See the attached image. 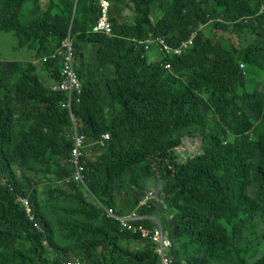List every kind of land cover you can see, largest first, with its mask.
<instances>
[{
    "label": "trees",
    "instance_id": "trees-1",
    "mask_svg": "<svg viewBox=\"0 0 264 264\" xmlns=\"http://www.w3.org/2000/svg\"><path fill=\"white\" fill-rule=\"evenodd\" d=\"M263 1L164 0L152 21V0H112L113 33L106 34L93 31L101 15L99 0H47L29 21L21 20L22 10L39 0H0V33H13L17 47L50 54L66 35L72 39L81 83L72 114L86 144L90 139L100 151L95 158L84 157L85 187L70 179L72 143L65 134L70 119L61 107L66 94L50 87L61 80L58 59L48 58L42 67L30 60L15 62L10 70L14 90L0 77V264H161L155 244L122 230L85 198L84 190L119 214L127 207L117 204L125 193L129 209L157 218L172 240L171 264H264V99L242 89L241 78L244 64L264 80ZM210 20L215 29L226 30L230 23L240 34L251 29L254 39L230 48L206 38L200 25ZM194 32L192 45L162 58L161 65L151 61L144 43L133 40L158 36L177 46ZM84 43L96 46L90 68L82 66ZM166 60L171 68L164 66ZM40 69L48 71L46 80ZM187 74L191 77L184 80ZM103 103L113 108L112 119ZM206 103L213 123L203 109ZM193 129L201 144L186 160L177 148L181 135ZM257 154L262 181L253 195L249 187ZM13 164L66 177L69 193L64 195L81 206L78 214L96 221L67 219L62 227L68 235L62 238L72 242L58 244L36 190L22 188ZM159 182L170 189L162 204L154 189ZM116 184L120 193L114 191ZM149 192L158 200L141 205ZM22 198L29 201L38 227L28 220ZM144 224L153 226L147 219ZM130 239L149 243L139 251L126 250L123 244ZM254 247L261 252L252 258Z\"/></svg>",
    "mask_w": 264,
    "mask_h": 264
},
{
    "label": "rangeland",
    "instance_id": "rangeland-1",
    "mask_svg": "<svg viewBox=\"0 0 264 264\" xmlns=\"http://www.w3.org/2000/svg\"><path fill=\"white\" fill-rule=\"evenodd\" d=\"M164 0H152L151 3V20L156 21L158 16H160V6L161 3ZM110 3H112V0H110ZM261 11L264 12V1H263V6H261ZM127 19L131 16H125ZM213 20L208 21L207 23H202L200 25L201 30L203 31L204 35L206 38H210L211 40H221V42L225 43V46L227 47H232L233 45L237 46H242L244 43H250L253 41V35L251 33V29L248 30L245 29L242 34L237 33L234 31L233 24L230 23L228 24V28L226 30H223L221 28L215 29L213 26ZM255 24H257V21H255ZM113 25V24H112ZM259 30L261 33L264 35V25L259 26ZM193 37L195 36V32L192 34ZM241 35V36H240ZM72 42V39H71ZM16 37L11 33V32H1L0 33V77L3 78V80L9 85L10 89L14 90V84L13 80H11V75H10V70L12 65L15 64V62H19L18 59H11L13 57H22L20 55L21 51H19L20 48H16ZM54 45V44H53ZM58 45H54L53 48ZM33 51V50H31ZM149 55L151 56V61L154 63H159L162 58H165V55L161 52L157 44H152L149 49ZM33 56H37L36 59H31L30 61L34 64H39L40 67L41 65H45L46 60L45 56L49 55L48 53L46 54H38L34 55L32 52ZM74 55V53H73ZM11 57V58H10ZM58 59V57H56ZM58 61V60H57ZM57 61L55 60L56 64ZM60 63V61H59ZM161 65V62H160ZM38 66V65H37ZM44 67V66H43ZM75 67V62L73 58V69L76 72ZM243 71L241 73V78L246 82L243 84L242 89L244 88L247 91H255L257 95L261 98L264 99V80L263 78H259L256 76L254 69H248L244 64H243ZM40 73L41 78L44 80L48 76V71H43ZM107 74L110 76V69H107ZM82 74H81V79H82ZM191 77V74H187L184 76V80H188ZM54 81L51 82L50 87L54 85ZM241 89V93H242ZM204 95L206 96V92H203ZM106 104L103 103V107L105 108V113L109 119H112L113 116H115V112L113 108L110 105L105 106ZM244 110H246L249 115L255 119L259 120L260 115L253 113L246 105H243ZM204 111L207 114V117L211 123H213L214 115L213 113L209 110V105L206 103L204 106ZM69 131V128L66 129L65 134H67ZM181 146L177 148V152L179 156H182L184 159H189L193 155H195L198 150L199 146L201 144V136L199 133L193 129V132H185L181 135ZM102 144V143H101ZM86 157L87 158H95L97 155L100 154V151L97 152L95 149V144L89 139V142L87 143L86 149H85ZM253 169L251 171L252 174V182L249 187V192L251 194H255L260 186V183L262 181L261 175L258 171L259 166L261 165L260 163V157L257 154L253 159ZM13 169L14 172L22 186L25 190L29 188H34L36 190V197L38 200L39 204V209L40 212H42L47 218L53 228L54 231V237L58 244L63 245V244H71L72 241L69 239H63L62 236L68 235L66 227H62V224L66 222L67 219H78L82 221H96L90 219L88 216L84 214H78L77 210L81 206L76 205L75 203L71 202L63 192H68L66 188V182L64 178L58 179L56 175L49 174V175H44L40 173H34L31 171H27V169L21 167L19 164H13ZM158 187H154L158 191V196H160V201L161 204L163 203L162 200L166 198L167 195L170 194V189L167 185H164L163 183L159 182ZM114 191L117 193H120L121 190L119 188V185L116 184ZM83 194L85 198L92 204H94L97 208H99L100 204L96 201L95 197L91 195L87 190L83 191ZM126 197H128L125 193L120 194V197L118 199V205L126 206L124 211V214L120 215H127L129 212L132 210L129 209L128 204L131 202V199L127 201ZM74 218V219H73ZM127 242H124V247L126 250H131V251H139L142 250L149 242L147 240H126ZM150 241V240H149ZM238 243L241 244V239H238ZM156 249V248H155ZM261 250L259 247H254L252 250V258L256 257L258 253H260ZM173 254V253H172ZM172 256V255H171ZM174 258V255L172 256Z\"/></svg>",
    "mask_w": 264,
    "mask_h": 264
},
{
    "label": "built area",
    "instance_id": "built-area-1",
    "mask_svg": "<svg viewBox=\"0 0 264 264\" xmlns=\"http://www.w3.org/2000/svg\"><path fill=\"white\" fill-rule=\"evenodd\" d=\"M100 8V18L93 26V31H98L106 34L113 33V25L110 21V0H99ZM134 41L144 43L146 49H150L151 44H157L161 52L165 57L169 58L174 55H179L185 52L193 43V36L187 40H183L177 46H171L165 41L164 37H149L147 39L133 38ZM60 61V76L61 80L58 84H54L51 89L62 91L66 94V100L61 103V107L65 109L69 115L70 126L66 137L71 140L72 147L70 149V156L68 159V165L71 169L70 179L74 182L81 184L85 187L84 182V170L86 161L85 149H86V135L80 131V124L77 119L72 114V104L73 101H78L79 94L81 93V83L77 73L73 69V51L72 43L69 35H66L58 47H56L49 55L45 56V59L54 58ZM166 68H171V63L166 60L164 62ZM104 139H108L109 135H103ZM64 180L67 182L68 179L65 177ZM157 197L153 192H149L146 197L140 202L141 205L145 204L148 199ZM22 203L27 218L33 223L35 227H38L34 221V215L31 211L30 203L27 198L20 199ZM104 211L106 217L118 221L121 225V229L129 231L132 234L139 235L140 238L148 239L153 244H155V250L160 258L161 264H171V247L172 240L169 234L160 221L153 217L138 212V208L133 209L127 215H120L112 207H105L100 205ZM150 220L152 222V227H147L144 224V220ZM66 264H84V262L79 260H71L66 262Z\"/></svg>",
    "mask_w": 264,
    "mask_h": 264
},
{
    "label": "crops",
    "instance_id": "crops-1",
    "mask_svg": "<svg viewBox=\"0 0 264 264\" xmlns=\"http://www.w3.org/2000/svg\"><path fill=\"white\" fill-rule=\"evenodd\" d=\"M46 3H47V0H39V3L37 5H33L30 2H28L22 10L21 20L22 21H26V20L29 21V20L35 18L36 16H38L44 10ZM126 21L131 22V18H128V19L126 18ZM17 44H18V40L16 38V45L15 46H16V48H20L19 51H21L20 55H22V57H19V56L13 57V58L10 57L12 60L18 59V61H21V60H31V59L37 58V56H33L32 52H30L26 46L17 47ZM83 47H84V56L82 59V66H83V68H90L91 67L90 63H88L89 61H91V58H92L90 56V53H93L94 57H96V46L91 45V43H84ZM36 65L39 66V64H36ZM43 71H45V70H43ZM40 72H42V69H40ZM110 73H111V71H110ZM45 80H46V78H45Z\"/></svg>",
    "mask_w": 264,
    "mask_h": 264
},
{
    "label": "clouds",
    "instance_id": "clouds-1",
    "mask_svg": "<svg viewBox=\"0 0 264 264\" xmlns=\"http://www.w3.org/2000/svg\"><path fill=\"white\" fill-rule=\"evenodd\" d=\"M151 37H153V36H151ZM163 53V52H162ZM101 205V204H100ZM102 208V207H101Z\"/></svg>",
    "mask_w": 264,
    "mask_h": 264
}]
</instances>
